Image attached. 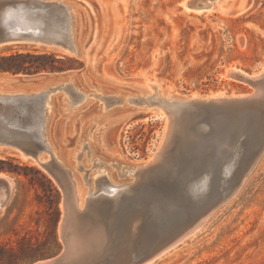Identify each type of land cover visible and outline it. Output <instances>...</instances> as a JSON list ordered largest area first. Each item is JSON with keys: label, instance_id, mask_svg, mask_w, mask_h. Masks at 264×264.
Returning <instances> with one entry per match:
<instances>
[{"label": "rangeland", "instance_id": "374dc122", "mask_svg": "<svg viewBox=\"0 0 264 264\" xmlns=\"http://www.w3.org/2000/svg\"><path fill=\"white\" fill-rule=\"evenodd\" d=\"M87 1L91 8L80 0L74 4L78 57L44 46L0 47V56L58 59L53 72L33 74L45 79L23 86L27 92L61 80L86 95L74 104L65 91L51 93L45 135L80 205L103 175L115 184L131 181L125 168L147 163L164 140L163 111L130 105L128 97L153 94L148 83L160 97L245 96L254 87L228 78L227 70L252 75L264 68V0H222L204 14H182L181 0H115L102 6ZM25 76L31 75L0 73V92L14 91L11 81ZM100 96L122 103L107 108ZM0 161L5 170L0 176L12 184L0 212V264L53 257L62 248L64 192L14 150L0 148ZM152 264H264V155L227 205Z\"/></svg>", "mask_w": 264, "mask_h": 264}, {"label": "water", "instance_id": "95a60500", "mask_svg": "<svg viewBox=\"0 0 264 264\" xmlns=\"http://www.w3.org/2000/svg\"><path fill=\"white\" fill-rule=\"evenodd\" d=\"M75 1L0 0V47L44 46L78 57L79 48L67 31L74 22ZM216 3L222 0H181L178 7L182 14H204ZM263 70L254 76L227 70L228 78L254 87L249 95H189L165 100L168 105L152 104L168 120L154 159L139 166L114 194H88L81 205L72 197L66 171L38 138L41 100L23 89L45 77L19 78L12 84L21 91L1 92L0 148L34 162L65 194L58 225L62 248L33 264H152L194 233L230 202L264 155ZM150 87L158 96L156 86ZM1 184L6 185L0 178Z\"/></svg>", "mask_w": 264, "mask_h": 264}, {"label": "bare ground", "instance_id": "6f19581e", "mask_svg": "<svg viewBox=\"0 0 264 264\" xmlns=\"http://www.w3.org/2000/svg\"><path fill=\"white\" fill-rule=\"evenodd\" d=\"M104 2V5L105 4H112V1L113 0H102ZM215 5H218L217 3ZM67 31L70 33V37L71 39L75 41V38H74V22H73V25H71V23L68 24L67 26ZM75 43V42H74ZM54 49V48H52ZM57 51H59L58 49H55ZM60 52V51H59ZM264 69V68H263ZM264 71V70H263ZM255 74H252V76H254ZM35 79L37 77H27V80L29 79ZM40 78V77H38ZM15 81H17V79H15L14 81H11V83H14ZM151 85H154L153 83H148V86L150 87ZM57 90H61V91H65L66 94L69 96V98H71L72 102L75 104L77 102H80L81 100H83L85 98V96H83L78 90H75L71 87L70 83H67V82H64V81H61L59 80L58 82L56 83H53V84H50V85H46L40 89H37V90H32L30 94H34V95H37L40 100H41V109H42V116H43V119L42 121L38 124L39 125V134H38V138L41 142V144L43 146H45V150L48 151V153H51L53 158L55 160H57L56 158V155L54 154V151L52 150V146L50 144V142L48 141V139L45 137V135L47 134V122H49V111H50V94ZM17 91H21L19 89H14V91L12 92H7V93H17ZM64 92V93H65ZM1 93V92H0ZM63 93V92H62ZM94 94H91L90 97H92ZM96 96V95H95ZM94 96V99H96ZM217 96H222V95H217ZM98 97V96H96ZM86 99V98H85ZM100 99L104 102L107 103V108L110 106V103H119L121 104L122 103V100L120 99H117L114 98L112 100H107L108 97H104V96H100ZM155 99V103L153 102L152 103V100ZM171 99H174L173 97L172 98H168V97H160L159 95L156 96L154 94H150L148 96H144V97H138V98H133V97H128L127 98V103L130 104V105H135L137 107H139L140 105H146L147 107H153L152 104L156 105V103H161L163 102L164 104L168 103V102H164L165 100H171ZM70 100V99H69ZM109 101V102H108ZM70 102V101H69ZM169 104V103H168ZM166 104V105H168ZM157 106V105H156ZM106 108V110H107ZM161 109V108H160ZM162 111V110H161ZM164 114V113H163ZM165 115V114H164ZM166 117V116H165ZM167 119V118H166ZM168 121V120H167ZM168 127V126H167ZM166 134H167V129H166V133H165V137H166ZM164 137V138H165ZM50 150V151H49ZM158 152V151H157ZM156 152V153H157ZM47 153V154H48ZM47 154L44 156V157H48ZM156 155V154H155ZM154 155V156H155ZM154 156L153 158H151V160L154 159ZM21 158V157H20ZM23 159V158H22ZM26 160V159H24ZM257 166V165H256ZM139 167V166H138ZM135 168V170H132L131 168H125L126 169V172L129 173L131 175V177L133 176V174L135 173V171L137 170V168ZM105 174V173H104ZM125 173H123L122 175H124ZM66 177L68 179V182L70 183L71 187H72V192H73V182L71 181L70 179V174L69 172L66 173ZM1 179L5 180V183L7 185H4V184H1L0 185V212L2 210V207L4 204V199L5 198H8L9 195H11V191H12V184H11V181H9L6 177H3V176H0ZM130 182V181H128ZM128 182H126L125 184H115V183H112L107 177L106 175H103L101 177H99L97 180H96V185H95V190L91 189L90 188V193L88 194H92V195H97L99 193H107L109 195H112L114 194L116 191L120 190L121 188H123L125 185L128 184ZM87 194V195H88ZM72 197L73 198H76L74 193H72ZM86 197V196H85ZM84 197V198H85ZM227 205V204H226ZM225 206V205H224ZM223 206V207H224ZM222 207V208H223ZM220 210V209H219ZM215 214V213H214ZM213 214V215H214ZM212 215V216H213ZM211 216V217H212ZM210 218V217H209ZM208 218V219H209ZM206 219V221L208 220ZM204 221L202 224H200L194 231V233L206 222ZM194 233H192L191 235H189L187 238H189L190 236L194 235ZM187 238H185L184 240H186ZM183 240V241H184ZM182 241V242H183ZM181 242V243H182Z\"/></svg>", "mask_w": 264, "mask_h": 264}, {"label": "trees", "instance_id": "16d2710c", "mask_svg": "<svg viewBox=\"0 0 264 264\" xmlns=\"http://www.w3.org/2000/svg\"><path fill=\"white\" fill-rule=\"evenodd\" d=\"M57 63L58 59L52 55L15 53L0 56V73L33 75L40 72H53L58 68ZM0 171L5 170L0 168Z\"/></svg>", "mask_w": 264, "mask_h": 264}]
</instances>
